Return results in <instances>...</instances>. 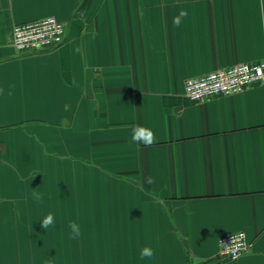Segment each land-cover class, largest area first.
<instances>
[{
  "label": "crops",
  "instance_id": "0c3cea01",
  "mask_svg": "<svg viewBox=\"0 0 264 264\" xmlns=\"http://www.w3.org/2000/svg\"><path fill=\"white\" fill-rule=\"evenodd\" d=\"M45 17L62 44L16 54L12 26ZM260 61L264 0H0V264H264V83L184 91Z\"/></svg>",
  "mask_w": 264,
  "mask_h": 264
},
{
  "label": "built area",
  "instance_id": "2783aa9c",
  "mask_svg": "<svg viewBox=\"0 0 264 264\" xmlns=\"http://www.w3.org/2000/svg\"><path fill=\"white\" fill-rule=\"evenodd\" d=\"M65 29L66 25L54 17L15 24L11 29L10 45L20 55L51 51L62 44ZM263 83L264 61L238 63L188 78L184 91L188 100L201 103L214 96L237 94ZM250 247L243 231L222 236L218 239V258L220 261L236 260Z\"/></svg>",
  "mask_w": 264,
  "mask_h": 264
},
{
  "label": "clouds",
  "instance_id": "9594fccd",
  "mask_svg": "<svg viewBox=\"0 0 264 264\" xmlns=\"http://www.w3.org/2000/svg\"><path fill=\"white\" fill-rule=\"evenodd\" d=\"M187 15H188L187 11L184 9H181L179 14L173 17L172 23L175 26H179L182 22V18L186 17ZM132 140L136 142H141L145 145H150L154 142L155 135L150 129H146L143 127H137L136 129L133 130ZM151 182H152L151 178H149L148 183H151ZM33 195L37 200L41 199V197L38 194L34 193ZM41 224H42L43 229L47 230L50 226L54 224L53 215L49 213L47 216H45L41 220ZM70 228L73 234L72 238L75 239L80 234L79 227L78 225L75 224V222H72L70 224ZM152 256H153V251L151 248L145 247L140 252L141 259L145 257L151 258Z\"/></svg>",
  "mask_w": 264,
  "mask_h": 264
}]
</instances>
